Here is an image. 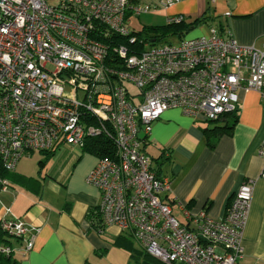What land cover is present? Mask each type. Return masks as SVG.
Returning <instances> with one entry per match:
<instances>
[{
  "label": "built area",
  "instance_id": "2783aa9c",
  "mask_svg": "<svg viewBox=\"0 0 264 264\" xmlns=\"http://www.w3.org/2000/svg\"><path fill=\"white\" fill-rule=\"evenodd\" d=\"M135 1L0 0L1 162L13 173L31 153L82 149L105 137L116 158L99 159L86 178L100 192L104 227L126 230L164 264H239L255 182L240 186L223 219L184 208V224L162 198L171 182L156 176L143 138L171 109L216 122L237 111L241 90L258 92L264 104V43L242 46L231 30L211 27L206 37L136 52L112 37L138 42L131 20L154 8ZM184 21L168 18V24ZM9 189L0 177V191ZM0 227L21 244L1 245V256L34 249L39 230L19 219L1 220Z\"/></svg>",
  "mask_w": 264,
  "mask_h": 264
},
{
  "label": "crops",
  "instance_id": "0c3cea01",
  "mask_svg": "<svg viewBox=\"0 0 264 264\" xmlns=\"http://www.w3.org/2000/svg\"><path fill=\"white\" fill-rule=\"evenodd\" d=\"M161 1L171 0H136L134 4L155 7L154 15L166 19L167 25L168 18L175 16H183L187 24L204 15L211 18L191 29L198 32L194 37L187 34L178 42L206 37L211 27H219L223 33L231 30L242 46L264 43V0H180L167 9L160 7ZM238 97L231 131H220L231 116L210 122L171 109L152 124L143 148L155 172L170 180L171 190L162 198L184 224V208L194 213L206 210L213 219H223L236 191L246 180H253L239 264H264V158L260 156L264 104L253 90H241ZM212 141H216L213 148ZM98 161L96 154L61 145L53 152L23 157L15 172L6 175L10 189L0 191V221L19 219L39 230L34 249L25 256L14 255L18 264H143V252L126 230L111 225L100 233L93 226L92 212L100 204V192L86 178ZM5 238L11 246H21Z\"/></svg>",
  "mask_w": 264,
  "mask_h": 264
},
{
  "label": "trees",
  "instance_id": "16d2710c",
  "mask_svg": "<svg viewBox=\"0 0 264 264\" xmlns=\"http://www.w3.org/2000/svg\"><path fill=\"white\" fill-rule=\"evenodd\" d=\"M209 19H211V18L204 15L201 18L195 20L191 24H187L184 21L180 24H168L165 27H161V28L164 29V35L165 36L168 34H175V35H179V37L182 38L185 35H187L191 31V29L197 28L199 25L209 22ZM131 36H137V38H138V42L135 45L130 44L129 38L116 37L114 35L112 37H113V39L117 40L118 45L124 44V45L130 46L136 52L142 51L144 49V45H146V44H154L155 43L154 40L143 39L142 34L137 33L136 31H133ZM152 42H154V43H152ZM119 64L120 63H118V65ZM121 66L124 67V63H122V61H121ZM226 116H231L232 120H230L229 123H227V125L225 127L220 129L221 132H223V131L228 132V131L232 130V128L236 122L237 111L232 113V114L225 115L224 117H226ZM147 138L148 137L143 138L144 144L147 143ZM215 145H216V141L210 142V146L212 148L215 147ZM82 150L87 151L89 153L96 154L97 156H99V159H101V158L115 159L116 158V148H115L114 143L105 137H99V138L88 140L86 142V145L82 148ZM53 151H50V152H53ZM143 151H144V148H143ZM40 153H49V152H40ZM151 160H152V158H151ZM152 169L155 172V170L153 168V160H152ZM7 174H10V173L4 169L3 164L1 162V158H0V177L7 179V177H6ZM155 174L158 178H161L156 172H155ZM92 214H93L92 215L93 216V221H92L93 226L97 227L98 230L100 228H103L104 226L102 224V220H101V216H100L98 207L95 209V211L92 212ZM5 237H7V235L2 231V229L0 227V243L3 242V243H6L5 245L10 246L11 241L7 240ZM15 241H17V240H15ZM17 242L19 243V241H17ZM14 255L15 254H12L11 256H8V257L0 255V264H18V260L15 259ZM141 256L144 259L143 264H163L161 261L151 257L150 255H148L144 252L141 253Z\"/></svg>",
  "mask_w": 264,
  "mask_h": 264
},
{
  "label": "rangeland",
  "instance_id": "374dc122",
  "mask_svg": "<svg viewBox=\"0 0 264 264\" xmlns=\"http://www.w3.org/2000/svg\"><path fill=\"white\" fill-rule=\"evenodd\" d=\"M154 14H156V11L152 10L149 13L142 15V17H133L131 24L132 30L136 31L137 33H141L143 39L154 40V44H148L152 47L163 46L167 44H178V41L180 40L179 35L168 34L165 36L164 29H162L161 27H165L167 25L166 19L164 20L163 18H161V16L159 17ZM202 28L205 29H203L204 31L208 30L206 26H202ZM194 33L197 34V30L189 32L188 35H190V37H194ZM82 97L83 94L80 93V98ZM174 215L180 218V214L177 211H175Z\"/></svg>",
  "mask_w": 264,
  "mask_h": 264
},
{
  "label": "water",
  "instance_id": "95a60500",
  "mask_svg": "<svg viewBox=\"0 0 264 264\" xmlns=\"http://www.w3.org/2000/svg\"><path fill=\"white\" fill-rule=\"evenodd\" d=\"M152 43H154V42H152Z\"/></svg>",
  "mask_w": 264,
  "mask_h": 264
}]
</instances>
